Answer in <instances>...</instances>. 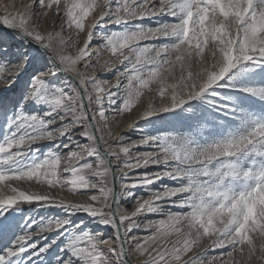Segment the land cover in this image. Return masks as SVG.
<instances>
[{
    "label": "snow or ice",
    "instance_id": "6c2138e0",
    "mask_svg": "<svg viewBox=\"0 0 264 264\" xmlns=\"http://www.w3.org/2000/svg\"><path fill=\"white\" fill-rule=\"evenodd\" d=\"M21 9L0 15V264H264V0Z\"/></svg>",
    "mask_w": 264,
    "mask_h": 264
},
{
    "label": "rangeland",
    "instance_id": "374dc122",
    "mask_svg": "<svg viewBox=\"0 0 264 264\" xmlns=\"http://www.w3.org/2000/svg\"><path fill=\"white\" fill-rule=\"evenodd\" d=\"M21 3H22V0H0V15L6 14L7 12L15 13L17 11H21L22 10L21 9ZM28 3H31V0H28ZM5 5H12V6L11 7H5ZM143 23L147 24V23H151V21H149V20L146 19V20L143 21ZM109 27L115 28L116 26L115 25H110ZM0 28H5V27L2 26V24H0ZM44 30L45 31L48 30L47 25H45ZM0 33H6V32L0 30ZM93 42H95V41H93ZM107 58L110 59V57H107ZM117 67H120V65H117ZM108 75L111 76L110 73ZM135 111L136 110L134 109L133 112L135 113ZM134 119H136V117L134 115H132V114L126 115V117H125V124L128 123V122H130L131 120H134ZM139 123L142 124V123H144V121H139ZM122 130L125 131V132L128 131V129L125 128V127H123V125H122ZM150 170L152 171V169H149L147 171L150 172ZM135 172H144V171H135ZM169 182L170 183L163 182V183H160V184H169V185L175 184L174 181H169ZM158 186H159V184H158ZM153 188H156V187H153ZM134 191H135V193H136L137 196H143L145 199L146 198H149V193L147 191L143 190V189L134 190ZM60 194L62 196H65L66 199L71 200L73 202L84 201V200L87 199L86 197L79 196V195H74V194H70V193H60ZM132 199L133 198H122V200H121L122 206L124 208L128 209L129 212L135 210L134 205L132 203ZM148 218H153V214H148ZM140 234L143 235L144 234L143 231H141ZM216 251L217 252H223V251H226V250L225 249H217ZM136 264H138V262H136Z\"/></svg>",
    "mask_w": 264,
    "mask_h": 264
},
{
    "label": "bare ground",
    "instance_id": "6f19581e",
    "mask_svg": "<svg viewBox=\"0 0 264 264\" xmlns=\"http://www.w3.org/2000/svg\"><path fill=\"white\" fill-rule=\"evenodd\" d=\"M6 33H10V32H6ZM93 43H95V42H93ZM149 169H152V171H154V170L156 169V166H151V167L148 168V169H143V168H140V169H134L133 171H134V172H135V171H147V170H149ZM152 171L150 170V172H152ZM163 182H165V183H170V182L167 181V180L159 181L157 184L153 185L152 187H157L158 184L163 183ZM140 189H142V188L138 187V188H136L135 190H140ZM146 199H148V198H146ZM135 264H136V262H135Z\"/></svg>",
    "mask_w": 264,
    "mask_h": 264
},
{
    "label": "water",
    "instance_id": "95a60500",
    "mask_svg": "<svg viewBox=\"0 0 264 264\" xmlns=\"http://www.w3.org/2000/svg\"><path fill=\"white\" fill-rule=\"evenodd\" d=\"M1 31H5V32H11V30H8L6 28H0Z\"/></svg>",
    "mask_w": 264,
    "mask_h": 264
}]
</instances>
